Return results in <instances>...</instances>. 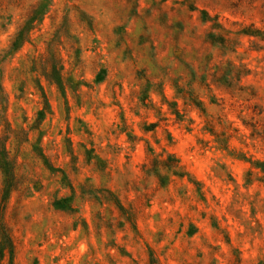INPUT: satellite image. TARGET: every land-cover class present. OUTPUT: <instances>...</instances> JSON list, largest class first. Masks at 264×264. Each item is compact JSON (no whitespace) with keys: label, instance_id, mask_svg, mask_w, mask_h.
Instances as JSON below:
<instances>
[{"label":"rangeland","instance_id":"374dc122","mask_svg":"<svg viewBox=\"0 0 264 264\" xmlns=\"http://www.w3.org/2000/svg\"><path fill=\"white\" fill-rule=\"evenodd\" d=\"M0 264H264V0H0Z\"/></svg>","mask_w":264,"mask_h":264}]
</instances>
